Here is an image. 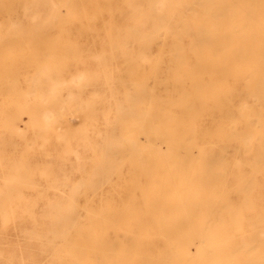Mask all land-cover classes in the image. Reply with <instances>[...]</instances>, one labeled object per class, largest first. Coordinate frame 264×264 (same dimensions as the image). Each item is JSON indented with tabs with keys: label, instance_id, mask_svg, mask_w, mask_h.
Masks as SVG:
<instances>
[{
	"label": "bare ground",
	"instance_id": "6f19581e",
	"mask_svg": "<svg viewBox=\"0 0 264 264\" xmlns=\"http://www.w3.org/2000/svg\"><path fill=\"white\" fill-rule=\"evenodd\" d=\"M0 113L88 151L106 204L60 235L113 237L107 264H264V0H0ZM6 144L3 210L29 171Z\"/></svg>",
	"mask_w": 264,
	"mask_h": 264
},
{
	"label": "rangeland",
	"instance_id": "374dc122",
	"mask_svg": "<svg viewBox=\"0 0 264 264\" xmlns=\"http://www.w3.org/2000/svg\"><path fill=\"white\" fill-rule=\"evenodd\" d=\"M102 87L104 86L95 83L75 88L71 107H61L62 104L56 106V125L62 123L82 99L90 98L94 90ZM65 95L67 96L66 90L61 101ZM4 116L0 113V122ZM24 116L16 121L15 128H12L15 131L0 129V139L8 141V144L1 147V152L17 160L26 161L29 167L27 182L20 186L22 197L14 195L12 203L6 202L5 210L0 208V264L111 263L105 259L111 260L114 254L113 244H118L114 242L113 237H109L105 242L101 239L85 240L82 239L84 230L78 233L81 237L64 239L60 235L75 234L72 227L77 222L89 224L88 207L100 209L106 204V194L100 189L85 192L89 182L93 186L96 185L95 179H89L91 169L87 163L88 151L78 143L75 144L81 155V161L78 162L74 154L66 151L59 140L57 128L49 132L46 146H41V139L37 141L36 146L27 145L22 134L16 133V129L23 130L28 118L29 124L35 120L38 125H30L26 133L32 138H37L43 117L41 113L34 114L33 119L29 114ZM88 124L87 121L83 125ZM68 126L77 128L78 124L69 122ZM1 166L0 186H4L7 183L4 176L13 175V170L3 169ZM48 166L52 169L53 185H49L42 175L41 169ZM101 183L99 182V186ZM72 188H76L78 193L63 192ZM55 218L61 221L53 223Z\"/></svg>",
	"mask_w": 264,
	"mask_h": 264
}]
</instances>
